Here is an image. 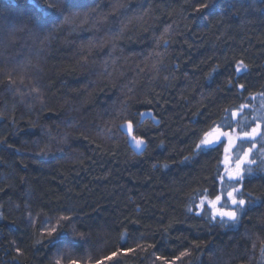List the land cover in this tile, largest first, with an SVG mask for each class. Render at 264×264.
<instances>
[{
    "label": "trees",
    "instance_id": "1",
    "mask_svg": "<svg viewBox=\"0 0 264 264\" xmlns=\"http://www.w3.org/2000/svg\"><path fill=\"white\" fill-rule=\"evenodd\" d=\"M69 2L75 24L45 0H0V264H53L69 244L81 264H264V176L221 227L187 210L219 187L218 153L181 163L197 129L264 93V0ZM60 216L53 246L40 222Z\"/></svg>",
    "mask_w": 264,
    "mask_h": 264
},
{
    "label": "snow or ice",
    "instance_id": "2",
    "mask_svg": "<svg viewBox=\"0 0 264 264\" xmlns=\"http://www.w3.org/2000/svg\"><path fill=\"white\" fill-rule=\"evenodd\" d=\"M199 3L200 8L197 11L207 9L210 6L205 0H199ZM74 6L69 0H45L41 11L46 17H63L65 24H75V14L73 16L64 15ZM88 15L85 14V18L80 21L81 25L88 22ZM247 71L248 65L244 61H239L236 64V73ZM14 83L11 75H9V87ZM229 84H231V81H229ZM237 87L240 92L247 91L244 84H239ZM31 91L38 90L32 89ZM261 98L264 99V93L261 94ZM249 107V104H241L235 109L225 108L223 109L225 115H222L219 121L206 122L203 127L197 129L194 133L196 140L189 149L191 155L185 156L181 161V163H185L191 160L193 156L207 155L212 152L218 153L217 167L218 169L222 168V171L218 170L213 180L219 187L211 191L207 188L201 189L198 193V203L191 204L187 210L197 217L207 216L211 223L218 224L221 227H234L239 224L242 217L250 210V206L255 203L256 199H259V197H253L252 193L246 191L245 179L254 176L256 171L264 172V107L259 110L260 115L253 116L252 122L245 118L244 122L241 123L244 110ZM131 115L133 114L121 113L119 118L122 123L117 125V129H124L125 134L135 148L142 152L147 147L148 142L144 139V134L137 135L138 124L130 118ZM134 115L144 117L146 113ZM139 123L142 124L143 119ZM233 124H236L237 127H233ZM5 142L6 138H0V143ZM246 142L249 144L247 149L243 147ZM47 150V146H45L41 149V152ZM257 157H259L260 164L254 169L252 165L257 164ZM164 166L167 167V164ZM71 219L70 216H60L55 223L50 219L40 222L41 227L45 228L44 237L48 243L53 246L62 243L58 239L60 232L63 224L70 222ZM79 236L80 239H84L83 233H80ZM37 242L42 243L43 241ZM253 247H255V244H253ZM74 249L73 244H69L67 251L58 248L53 264H81L82 257L77 258ZM16 252L18 256L23 254L20 248H16ZM261 253L264 255V247H262ZM157 259L162 258L157 257Z\"/></svg>",
    "mask_w": 264,
    "mask_h": 264
},
{
    "label": "flooded vegetation",
    "instance_id": "3",
    "mask_svg": "<svg viewBox=\"0 0 264 264\" xmlns=\"http://www.w3.org/2000/svg\"><path fill=\"white\" fill-rule=\"evenodd\" d=\"M247 119L249 122H252V118H253V115H250L248 110L246 112H244L243 116L241 117V123L244 122V119ZM233 127H237L236 124H233ZM243 147L245 149H247L249 147V144L246 142ZM260 164V160H259V157H257V164L256 165H252V167L255 169L257 168V165ZM260 176H264V172H261V171H256L255 175L254 176H250V177H246L245 181H253V180H256L258 179Z\"/></svg>",
    "mask_w": 264,
    "mask_h": 264
},
{
    "label": "rangeland",
    "instance_id": "4",
    "mask_svg": "<svg viewBox=\"0 0 264 264\" xmlns=\"http://www.w3.org/2000/svg\"><path fill=\"white\" fill-rule=\"evenodd\" d=\"M255 108H253L249 114L250 115H253V116H258L261 114V112L259 111L260 109H262V107H264V99L260 97H258L256 100H255ZM255 109V111H254Z\"/></svg>",
    "mask_w": 264,
    "mask_h": 264
}]
</instances>
